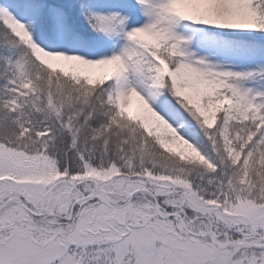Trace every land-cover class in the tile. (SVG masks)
<instances>
[{
  "label": "snow or ice",
  "instance_id": "6c2138e0",
  "mask_svg": "<svg viewBox=\"0 0 264 264\" xmlns=\"http://www.w3.org/2000/svg\"><path fill=\"white\" fill-rule=\"evenodd\" d=\"M0 264H264V0H0Z\"/></svg>",
  "mask_w": 264,
  "mask_h": 264
}]
</instances>
